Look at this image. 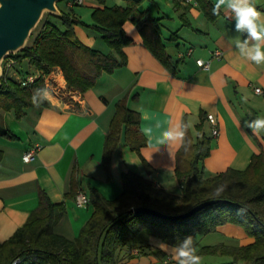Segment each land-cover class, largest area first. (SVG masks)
I'll use <instances>...</instances> for the list:
<instances>
[{
	"label": "crops",
	"instance_id": "1",
	"mask_svg": "<svg viewBox=\"0 0 264 264\" xmlns=\"http://www.w3.org/2000/svg\"><path fill=\"white\" fill-rule=\"evenodd\" d=\"M178 1V6L175 0H143L140 5L161 18L167 50L170 43H176L175 53H169L179 59L177 75L145 45L138 25L127 20L124 27L133 42L124 47L126 65L112 73H103L97 84L81 93V97L65 100L44 96L50 105L33 106L21 119L12 111H0L5 125L17 135L15 138L0 135V148L4 150L0 161V241L11 237L26 222L39 204L41 189L53 202L65 204L66 211L55 230L69 238L76 237L94 206L90 202L80 206L74 196L66 194L75 166L80 189L88 192L92 185L110 199L123 190L122 173L128 170L179 193L176 154L183 141L185 115L194 137L202 110L217 116L220 132L213 137L211 152L204 160L209 174L230 167L244 169L253 154L264 150L263 132L256 127V122L264 119V96L254 89L264 88V62L257 64L248 55L257 43L264 50V39L257 41L247 29L237 28L235 12L227 0L219 6L222 14L215 20L206 17L196 0ZM125 3V0H106L105 4ZM248 3L260 13L257 24L264 25V0H248ZM99 5L97 0H84L74 5L67 2L65 8H72L83 20L92 22V10ZM90 30L83 25L75 26L77 36L85 44L107 49L101 36ZM172 33L176 35L171 37ZM189 48L193 49L192 54H187ZM216 50L222 51L221 57L214 55ZM197 58L209 60L210 66L199 65ZM55 72L59 85L67 87L61 68H55ZM124 96L128 97L129 106L140 112L141 128L148 143L137 152L122 140L113 154L112 177L108 179L102 164L105 135L116 101ZM205 130L212 134L209 121ZM34 146L38 147L36 157L25 161L23 155ZM142 157L152 170H148ZM216 231L224 234L226 243H240L237 239L243 241L240 244L251 241L243 228L234 224L221 225ZM203 236L195 235L171 244L143 230L130 238L118 257L123 264H175L180 250L189 249L197 237ZM146 244L152 247V252L126 258L129 251ZM168 258L171 260L167 263Z\"/></svg>",
	"mask_w": 264,
	"mask_h": 264
},
{
	"label": "trees",
	"instance_id": "2",
	"mask_svg": "<svg viewBox=\"0 0 264 264\" xmlns=\"http://www.w3.org/2000/svg\"><path fill=\"white\" fill-rule=\"evenodd\" d=\"M68 1L59 0L61 14L45 13L44 16L50 18L44 20L36 33L33 31L32 41L3 60L0 111H12L21 119L33 106H49L50 102L44 97L45 75L57 67L63 71L68 89L84 93L97 84L103 73H112L119 66L126 65L124 47L133 42L124 27L127 20L138 25L145 45L172 74L177 75L179 59L176 60L167 50L161 18L153 16L148 9H141L143 0H125L124 5H106V0H97L100 5L92 10V22L73 13L72 8H65ZM196 1L208 19L215 20L222 14L212 0ZM179 3L175 0L176 6ZM180 16L185 18L184 13ZM76 25L96 31L107 49L81 41L75 31ZM175 35L172 33L171 37ZM9 58L14 60L12 67L7 66ZM25 60L28 67L22 71L19 65ZM28 73H38V77L23 85L17 75L24 77ZM115 107L102 156L108 179L112 177L113 154L122 140L137 152L148 143L141 128V114L129 106L128 97L117 100ZM207 121V112L202 110L196 124L197 137H194L187 115L183 118V141L176 154L175 168L179 193L170 192L157 181L132 170L122 173L123 190L115 198L106 197L97 187L90 185L88 195L94 211L79 234L69 238L55 230L66 211L64 202H53L41 189L39 204L26 222L11 237L0 241V264H13L16 260L19 261L15 264H123L118 257L119 251L143 230L174 244L180 239L216 231L228 223L242 227L252 241L205 244L194 255L228 256L219 264H264V150L253 154L244 169L230 167L206 174L204 160L211 152L214 137L205 130ZM0 135L17 137L3 123L1 113ZM3 156L4 150L0 148V161ZM142 159L148 170H152L151 165ZM77 175L75 166L67 196L76 197L81 187ZM216 198L225 200L178 219L132 210L136 206H148L168 214H179L202 201ZM135 248L138 252L129 251L126 258L153 251L149 244Z\"/></svg>",
	"mask_w": 264,
	"mask_h": 264
},
{
	"label": "water",
	"instance_id": "3",
	"mask_svg": "<svg viewBox=\"0 0 264 264\" xmlns=\"http://www.w3.org/2000/svg\"><path fill=\"white\" fill-rule=\"evenodd\" d=\"M59 0H0V85L3 73L2 62L10 53H17L25 48L34 29L44 14H61ZM225 199H209L200 202L186 212L168 214L148 206H136L135 213H148L164 218L178 219L187 217L207 205Z\"/></svg>",
	"mask_w": 264,
	"mask_h": 264
},
{
	"label": "built area",
	"instance_id": "4",
	"mask_svg": "<svg viewBox=\"0 0 264 264\" xmlns=\"http://www.w3.org/2000/svg\"><path fill=\"white\" fill-rule=\"evenodd\" d=\"M185 1H191V0H185ZM84 0H69L68 1V4L69 5H73L74 3H77V4H81L83 3ZM193 52V49L192 48H189L188 51H187V54H192ZM214 55L216 57H221L222 56V51L220 50H216L214 51ZM181 56H184V53H181ZM14 63V60L12 58H9L7 60V66L8 67H12V64ZM197 63L203 67H209L210 66V61L209 60H205V59H202V58H197ZM13 73H15L13 71ZM55 69L45 75V91H44V96L46 97H51V96H55V97H59V96H63L65 93H66V88H63L59 85V83L56 81V75H55ZM18 79L21 81V83L23 85H26V84H29V83H32L37 77H38V73H28L26 74V76L22 77V76H19L17 75ZM63 89V90H62ZM255 91L259 94H262L264 96V88H261L259 86H256L255 88ZM45 93H47V95H45ZM62 98V97H61ZM207 116H208V121L210 122L211 124V127H212V135L216 136L219 134L220 132V129H219V126H218V119H217V116L214 114V113H207ZM37 152H38V147L34 146V147H31L24 155H23V158L25 161H30V160H33L36 155H37ZM76 199V202L78 205L80 206H86L89 204L90 202V199H89V195H88V192L87 191H84L82 189H80L75 197ZM183 249H187V248H183ZM189 250V249H187ZM138 252V249L135 248L132 250V253H137ZM184 259H187L185 257H178L177 260H176V263L175 264H180V261L181 260H184ZM169 260L171 259H167L166 262H170ZM19 260H16L13 264L17 263Z\"/></svg>",
	"mask_w": 264,
	"mask_h": 264
},
{
	"label": "clouds",
	"instance_id": "5",
	"mask_svg": "<svg viewBox=\"0 0 264 264\" xmlns=\"http://www.w3.org/2000/svg\"><path fill=\"white\" fill-rule=\"evenodd\" d=\"M225 2L226 0H218L217 7L225 4ZM227 3L235 12L238 29H247L250 37L257 41L264 39V25H258L256 22L260 13L255 7L248 3V0H227ZM248 55L251 60L255 61L257 64L264 62V50H262L259 43L249 50ZM45 95H47V93H45ZM33 103L35 104V96H33ZM256 127H264V119L258 120L256 122ZM168 135L171 136V133ZM179 256L187 258L181 260L180 264H200V257L193 255L191 250L182 248L179 252Z\"/></svg>",
	"mask_w": 264,
	"mask_h": 264
},
{
	"label": "rangeland",
	"instance_id": "6",
	"mask_svg": "<svg viewBox=\"0 0 264 264\" xmlns=\"http://www.w3.org/2000/svg\"><path fill=\"white\" fill-rule=\"evenodd\" d=\"M50 17H48L47 15H45L41 22L39 23V26H37L34 30V33H36L40 26L42 25V23L44 22L45 19H48ZM59 25H61V23L58 21L57 22ZM88 30H90L89 28H87ZM92 32H95L96 31H93V30H90ZM32 41V39L28 40V42L30 43ZM169 51L170 52H173L175 53L176 51V43L173 44V43H170L169 45ZM19 67H21L22 71L24 69H26V67H28V62L25 60L21 65H19ZM25 71V70H24ZM66 88V93L63 95V96H59V98H63L65 100H73V97H81V92L79 91H73V90H70L68 89V87H65ZM63 90V89H62ZM4 122V120H3ZM5 124V122H4ZM259 132H263V136H264V127H260L259 129ZM206 174H208L207 171H205ZM200 235V234H198ZM201 235H204L202 238L201 237H197L196 238V242L193 243L190 247H189V250L192 251L193 255L197 253L198 249L202 246V245H205V244H214V243H218V242H221V241H225L227 240V238L224 236V234H221L219 231H213V232H210V233H206V234H201ZM229 242H232L230 240H228ZM238 242L242 243L243 241L240 240V239H237ZM251 241H252V238H251ZM240 243H236V244H240ZM132 253V252H130ZM200 257V264H219L221 262H224L225 260L228 259V256H224V255H210V254H205V255H202V256H199ZM158 264H163L162 262L158 263Z\"/></svg>",
	"mask_w": 264,
	"mask_h": 264
}]
</instances>
